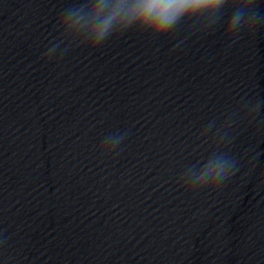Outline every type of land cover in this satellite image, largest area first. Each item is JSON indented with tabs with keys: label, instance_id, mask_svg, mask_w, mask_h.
I'll return each mask as SVG.
<instances>
[{
	"label": "water",
	"instance_id": "95a60500",
	"mask_svg": "<svg viewBox=\"0 0 264 264\" xmlns=\"http://www.w3.org/2000/svg\"><path fill=\"white\" fill-rule=\"evenodd\" d=\"M83 2L0 0V264H185L195 25L91 48Z\"/></svg>",
	"mask_w": 264,
	"mask_h": 264
},
{
	"label": "clouds",
	"instance_id": "9594fccd",
	"mask_svg": "<svg viewBox=\"0 0 264 264\" xmlns=\"http://www.w3.org/2000/svg\"><path fill=\"white\" fill-rule=\"evenodd\" d=\"M255 3L256 0H86L66 9L57 27L61 34L69 30L82 34L84 44L96 48L109 37L128 30L156 39L172 32L181 23L208 27L217 23L222 9L228 7L234 11L227 21L225 33H234L244 29L254 30L258 22L264 21V17L251 11ZM259 108L257 103L250 112H258ZM211 127L210 124L200 136H206ZM219 133L220 130H217L214 135ZM223 139L220 136V141ZM122 140L120 135L107 137L101 144V154L114 151ZM220 141L206 160L187 168L180 177L182 187L189 191L214 188L234 174L236 162L219 151Z\"/></svg>",
	"mask_w": 264,
	"mask_h": 264
}]
</instances>
